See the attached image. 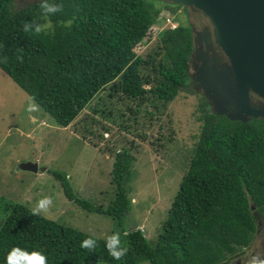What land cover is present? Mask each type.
Returning <instances> with one entry per match:
<instances>
[{
	"label": "trees",
	"instance_id": "obj_1",
	"mask_svg": "<svg viewBox=\"0 0 264 264\" xmlns=\"http://www.w3.org/2000/svg\"><path fill=\"white\" fill-rule=\"evenodd\" d=\"M13 1L0 0V69L58 126L74 122L106 89L107 98L119 93L135 105L128 107L127 117L118 125L129 146L105 147L113 153L114 190L107 205L77 196L65 175L48 170L71 201L113 220L126 254L114 260L104 247L106 238L33 215L24 204L2 201L0 264H5L14 246L43 253L46 264H227L243 253L257 228L254 213H264L263 118L242 122L201 109L199 135L156 235L147 239L139 228L122 227L131 208L129 183L136 159L134 140L122 135L131 132V126L123 123L136 122L144 104L161 114L188 84L194 44L191 25L161 29L141 54L134 48L153 26H161L163 11L174 14L187 7L164 0H50L61 12L45 17L38 2L13 10ZM29 20L49 22L51 28L25 33L21 25ZM204 97L200 106L208 104ZM97 122L105 132L111 130ZM81 130L85 138L93 132L89 126ZM169 141L163 134L157 136L152 141L155 152L165 153ZM87 238L96 241L91 250L80 247Z\"/></svg>",
	"mask_w": 264,
	"mask_h": 264
},
{
	"label": "rangeland",
	"instance_id": "obj_2",
	"mask_svg": "<svg viewBox=\"0 0 264 264\" xmlns=\"http://www.w3.org/2000/svg\"><path fill=\"white\" fill-rule=\"evenodd\" d=\"M34 2L38 0H14L12 9L18 10ZM167 12L161 13V26H153L134 48L137 53L148 49L158 31L167 27L166 17L175 25H191L200 17L191 7L186 10L178 8L174 14ZM39 24L44 29L50 25L49 22ZM213 37L215 41L214 31ZM108 93L107 89L99 93L74 122L61 127L36 102L38 111L27 113L28 95L0 69V202L20 203L32 210L39 199L50 197L52 203L48 211L40 213L43 217L97 237L106 238L117 233L111 218L83 210L65 195L59 180L48 172L65 175L77 196L94 204L109 203L114 190L110 183L113 153L106 152L105 147L114 150L129 146L121 138L118 125L127 117L128 107L135 103L119 93L107 98ZM204 96L202 87L193 82L182 88L161 114L144 104L138 111L136 122L126 119L123 123L131 126L132 131H123L122 135L134 140L133 154L136 157L132 166L134 175L129 183L131 208L123 221L124 230L139 228L147 239L156 235L199 135L201 109L213 111ZM203 97L208 104L200 106ZM94 108L98 111L94 112ZM101 109H104L103 113ZM149 111H153V115ZM97 121L110 126L111 130L105 132ZM83 126H89L93 131L85 133L87 138L82 135ZM160 134L170 139L163 154L155 152V144H152ZM28 161L37 163L36 173L19 168L21 163ZM41 168L45 170L41 171ZM254 217L257 228L252 242L244 248L243 255L227 264H247L251 255L264 257V213H254ZM118 234L122 244L124 239ZM138 264L150 263L141 261Z\"/></svg>",
	"mask_w": 264,
	"mask_h": 264
},
{
	"label": "water",
	"instance_id": "obj_3",
	"mask_svg": "<svg viewBox=\"0 0 264 264\" xmlns=\"http://www.w3.org/2000/svg\"><path fill=\"white\" fill-rule=\"evenodd\" d=\"M164 1L197 10L213 27L217 48L228 63L219 70L212 63L203 65L197 80L214 113L242 122L264 119V103L256 107L250 100L253 94L264 101V0ZM19 168L38 171L37 163L29 161Z\"/></svg>",
	"mask_w": 264,
	"mask_h": 264
},
{
	"label": "clouds",
	"instance_id": "obj_4",
	"mask_svg": "<svg viewBox=\"0 0 264 264\" xmlns=\"http://www.w3.org/2000/svg\"><path fill=\"white\" fill-rule=\"evenodd\" d=\"M38 7L40 13L45 17H50L56 13L61 12L59 5L51 3L50 0H38ZM71 24V21L68 22ZM51 28V25H49ZM21 30L25 33L35 32L40 33L41 26L39 23L29 20L25 21L21 25ZM27 113H33L38 111V105L35 103V98L33 96L27 97V103L25 107ZM52 203L50 197H44L39 199L35 206L32 208V214L38 215L40 213H46L48 211V206ZM96 245L95 239L87 238L81 241L80 247L91 250ZM104 247L114 260H119L123 257L127 248L121 246V241L118 233H113L106 237ZM5 264H46V257L43 253L38 251H31L20 247H12L9 249L5 256ZM247 264H264V257L259 255H251L247 260Z\"/></svg>",
	"mask_w": 264,
	"mask_h": 264
},
{
	"label": "flooded vegetation",
	"instance_id": "obj_5",
	"mask_svg": "<svg viewBox=\"0 0 264 264\" xmlns=\"http://www.w3.org/2000/svg\"><path fill=\"white\" fill-rule=\"evenodd\" d=\"M199 16L200 17L197 22L191 23L194 44L193 51L190 54L189 60L188 84L194 82L195 84H197V86L200 87L201 84L197 80V71L199 68H201L205 64L209 65V63H212L214 70H219L220 67H225L226 63L228 62L221 56L220 52L217 49V45L215 44L213 37V27L211 23L200 13ZM250 100L251 104L256 107H259L264 103L261 98L253 94L250 95ZM258 222H261V220L259 219ZM243 253L237 254L232 259L239 258V256L243 255Z\"/></svg>",
	"mask_w": 264,
	"mask_h": 264
},
{
	"label": "built area",
	"instance_id": "obj_6",
	"mask_svg": "<svg viewBox=\"0 0 264 264\" xmlns=\"http://www.w3.org/2000/svg\"><path fill=\"white\" fill-rule=\"evenodd\" d=\"M166 25L169 26L170 28L176 27L175 24L171 23V21L168 17H166Z\"/></svg>",
	"mask_w": 264,
	"mask_h": 264
}]
</instances>
